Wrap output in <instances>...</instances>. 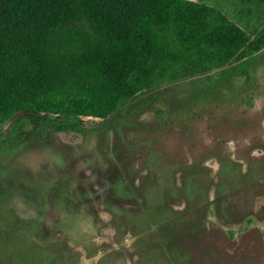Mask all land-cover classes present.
Listing matches in <instances>:
<instances>
[{"label": "rangeland", "instance_id": "374dc122", "mask_svg": "<svg viewBox=\"0 0 264 264\" xmlns=\"http://www.w3.org/2000/svg\"><path fill=\"white\" fill-rule=\"evenodd\" d=\"M253 72L251 104L195 76L0 145V264H264V52Z\"/></svg>", "mask_w": 264, "mask_h": 264}, {"label": "trees", "instance_id": "16d2710c", "mask_svg": "<svg viewBox=\"0 0 264 264\" xmlns=\"http://www.w3.org/2000/svg\"><path fill=\"white\" fill-rule=\"evenodd\" d=\"M263 52L264 0H0V145L195 76L251 104Z\"/></svg>", "mask_w": 264, "mask_h": 264}]
</instances>
